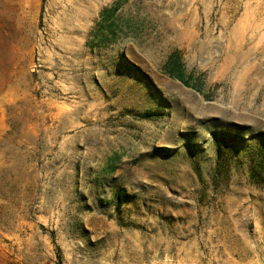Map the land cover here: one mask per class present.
<instances>
[{
  "label": "rangeland",
  "instance_id": "obj_1",
  "mask_svg": "<svg viewBox=\"0 0 264 264\" xmlns=\"http://www.w3.org/2000/svg\"><path fill=\"white\" fill-rule=\"evenodd\" d=\"M0 264H264V0H0Z\"/></svg>",
  "mask_w": 264,
  "mask_h": 264
},
{
  "label": "trees",
  "instance_id": "obj_2",
  "mask_svg": "<svg viewBox=\"0 0 264 264\" xmlns=\"http://www.w3.org/2000/svg\"><path fill=\"white\" fill-rule=\"evenodd\" d=\"M177 79H179L180 81H183V79H182V77L181 76H179V75H177V77H176Z\"/></svg>",
  "mask_w": 264,
  "mask_h": 264
}]
</instances>
